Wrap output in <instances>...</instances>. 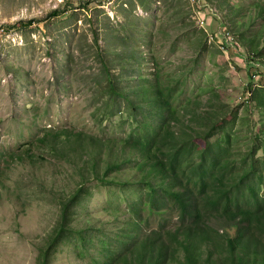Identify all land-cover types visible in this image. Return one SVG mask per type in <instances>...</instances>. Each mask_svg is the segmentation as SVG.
I'll return each instance as SVG.
<instances>
[{"label": "rangeland", "instance_id": "374dc122", "mask_svg": "<svg viewBox=\"0 0 264 264\" xmlns=\"http://www.w3.org/2000/svg\"><path fill=\"white\" fill-rule=\"evenodd\" d=\"M257 3L264 0H0V264H44L42 254L61 215L57 193L75 188V170L84 160L74 164L60 158L40 140L69 130L102 134L93 114L106 103L109 82L98 50L112 75L125 84L131 66L138 68L139 62L141 73L153 80L158 66L175 76L180 70L187 75L196 65L182 100L191 97L205 115L221 112V104L220 118L237 115L226 133L236 135V158L247 154L253 134L264 126L261 110L247 103V85L264 88V69H252L258 59L250 61L239 33L258 30L253 22ZM203 35L208 48L201 53ZM119 105L122 112L104 124L107 140L125 139L132 123L129 105ZM98 185L91 184L89 213L77 206L74 225L100 226L109 220L106 197L122 190ZM126 206L121 202L123 210ZM212 226L225 233L241 227L223 218ZM68 245L50 253L47 264L90 263Z\"/></svg>", "mask_w": 264, "mask_h": 264}, {"label": "trees", "instance_id": "16d2710c", "mask_svg": "<svg viewBox=\"0 0 264 264\" xmlns=\"http://www.w3.org/2000/svg\"><path fill=\"white\" fill-rule=\"evenodd\" d=\"M254 11L258 30L239 34L250 61L258 59L252 63L257 73L258 66L264 69V4L257 3ZM204 37L198 42L201 53L208 48ZM97 54L109 82L106 103L93 114L102 134L69 130L40 140L60 158L74 164L84 160L75 170V188L57 193L61 215L42 254L43 263L66 242L81 258L87 255L88 264H264V126L238 159L236 135L226 133L238 116L220 118L223 104L218 114L205 115L191 97L182 100L196 65L187 75L180 70L175 76L158 66L153 80L141 73L139 62V69L131 66L130 82L125 84L112 75L102 50ZM247 87V103L261 110L264 121V88L253 82ZM211 95L220 99L216 92ZM121 102L129 105L132 123L125 139L107 140L104 124L122 112ZM216 136L220 139L213 142ZM31 150L28 147L29 155ZM258 152L263 158H257ZM94 181L103 187L113 184L123 194L107 195L108 221L76 226L77 206L89 213ZM123 201L125 210L120 207ZM220 218L238 221L241 227L230 233L215 229L212 221ZM109 222L114 225L105 229Z\"/></svg>", "mask_w": 264, "mask_h": 264}]
</instances>
